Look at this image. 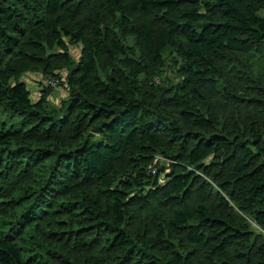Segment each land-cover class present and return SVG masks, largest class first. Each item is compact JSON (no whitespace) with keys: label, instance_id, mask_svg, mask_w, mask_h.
<instances>
[{"label":"trees","instance_id":"obj_1","mask_svg":"<svg viewBox=\"0 0 264 264\" xmlns=\"http://www.w3.org/2000/svg\"><path fill=\"white\" fill-rule=\"evenodd\" d=\"M0 264H264V0H0Z\"/></svg>","mask_w":264,"mask_h":264},{"label":"rangeland","instance_id":"obj_2","mask_svg":"<svg viewBox=\"0 0 264 264\" xmlns=\"http://www.w3.org/2000/svg\"><path fill=\"white\" fill-rule=\"evenodd\" d=\"M80 53H81V47H73L70 50V54L75 60H77L80 57ZM21 80L25 81V83L29 87V90L31 91L33 99L38 98L40 95L39 90H38L40 88V84L46 86L47 83L49 82V80H45L41 77H36L32 75H28L27 77L22 78ZM51 90L52 91L48 97V100L50 104H52L53 106L59 107L61 101L67 95L65 92V86H59V84L57 83L56 87L52 88ZM161 182L163 183V181Z\"/></svg>","mask_w":264,"mask_h":264},{"label":"built area","instance_id":"obj_3","mask_svg":"<svg viewBox=\"0 0 264 264\" xmlns=\"http://www.w3.org/2000/svg\"><path fill=\"white\" fill-rule=\"evenodd\" d=\"M50 81H51V82H50ZM155 82L157 83L158 81L155 80ZM56 84H57L56 81H54V80H50V79H49V82L47 83L46 86L51 87V88H55V87H56Z\"/></svg>","mask_w":264,"mask_h":264}]
</instances>
